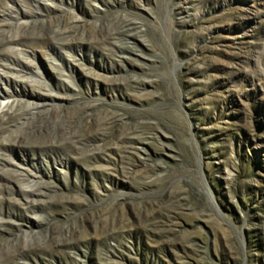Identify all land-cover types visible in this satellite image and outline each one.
<instances>
[{
	"label": "rangeland",
	"instance_id": "1",
	"mask_svg": "<svg viewBox=\"0 0 264 264\" xmlns=\"http://www.w3.org/2000/svg\"><path fill=\"white\" fill-rule=\"evenodd\" d=\"M0 264H264V0H0Z\"/></svg>",
	"mask_w": 264,
	"mask_h": 264
},
{
	"label": "bare ground",
	"instance_id": "2",
	"mask_svg": "<svg viewBox=\"0 0 264 264\" xmlns=\"http://www.w3.org/2000/svg\"><path fill=\"white\" fill-rule=\"evenodd\" d=\"M3 93V92H2ZM6 92H4V94H5Z\"/></svg>",
	"mask_w": 264,
	"mask_h": 264
}]
</instances>
